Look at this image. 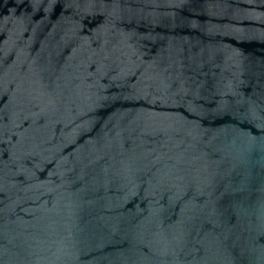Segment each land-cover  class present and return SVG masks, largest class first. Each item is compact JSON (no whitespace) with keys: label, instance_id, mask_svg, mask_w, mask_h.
<instances>
[{"label":"water","instance_id":"95a60500","mask_svg":"<svg viewBox=\"0 0 264 264\" xmlns=\"http://www.w3.org/2000/svg\"><path fill=\"white\" fill-rule=\"evenodd\" d=\"M0 264H264V0H0Z\"/></svg>","mask_w":264,"mask_h":264}]
</instances>
